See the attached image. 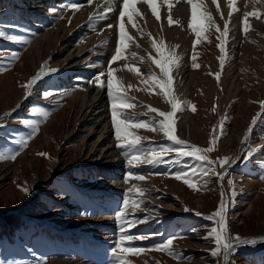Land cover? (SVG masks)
Wrapping results in <instances>:
<instances>
[{
	"label": "rangeland",
	"instance_id": "1",
	"mask_svg": "<svg viewBox=\"0 0 264 264\" xmlns=\"http://www.w3.org/2000/svg\"><path fill=\"white\" fill-rule=\"evenodd\" d=\"M113 1L114 16L111 13L106 22L95 20L93 27L91 22L94 20L90 22L89 16L104 5L105 0L100 3L94 0L90 5L87 0H0V123L6 124L0 129V151H19L15 160L0 162V218L13 215L26 222L15 230L20 239L4 240L7 248L8 245L13 248L11 251L0 250V264H40L41 261L45 264L60 261L67 264H111L110 250L118 237L114 213L122 201V194L134 186L147 191L143 195H131L132 200L144 202L132 214L148 219L130 231L147 234L149 239L131 243L147 247L175 234L180 238L174 240L173 248L183 254V259L178 262L166 253L148 250L139 255L130 254L127 257L129 264H222V255L215 258L210 255L214 240L206 239L216 225L203 219L211 215L222 200L227 207L230 235L242 241H257L255 245H239L237 249L240 251L230 255V264H264V250H256L260 246L264 248V180L260 179L264 175V120L255 125L247 144H242L252 118L261 112L260 104L264 101V21L249 17L250 30L247 33L242 31V21L246 12L258 11L264 16V0L255 3L253 0H236L234 7L237 10L231 18L227 0H216L215 4L213 0H199L220 31L225 21H229L227 59L223 70L218 59L216 29L206 32L205 39L193 49L195 37L188 28L190 6L186 0H171L172 10L179 2L183 7L182 12L185 13H182L179 25H187L185 29L181 30L175 23L163 25V20L157 21L147 5L142 3L135 5L141 16L134 19L145 35L141 36L136 27L124 21L132 42L126 48V58L115 62L112 68L115 69L113 78L119 81L136 105L124 110L126 116L137 122L149 121L159 119L155 113L148 112L149 107L165 112L171 110L163 97L157 95V90L147 88L143 79L128 71L127 66L135 65L145 77L149 73L155 74L159 69L148 59L150 55L156 57L149 37L153 39L158 28L157 32L162 30L159 33L167 35H164L166 38L182 31L190 41L187 43L185 39L186 46L192 43L186 57V73L178 78L176 73L173 74L176 78L173 86H180L179 78L182 84L184 81L190 85L183 101L194 106L195 111L185 106L176 114L174 134L178 139L203 149L209 147L214 136L220 135V123L224 120L223 138L208 154L209 159L227 157L231 161L237 156L242 157L248 148L259 150L247 163L240 158L224 180H219L216 175L197 174L195 178L200 183L196 191L168 175H161L184 168L186 165L183 163L138 166L134 171L144 174V180L124 183L123 176L129 165L116 147L107 90L103 97L108 108L111 139L105 146H114L115 157L102 158L99 151V155L94 153L91 156L92 144L98 136H89L90 127L95 124L92 113L88 118L89 113L84 111L83 100L88 97L84 95V86L92 84L89 81L98 73L99 67L108 70V61L114 54L120 0ZM71 3L80 4L81 8L78 11L64 10L62 19L56 18L59 12L49 11L65 8ZM164 10L169 14L165 5ZM164 10L160 14L162 17ZM109 23L114 25L113 29L105 28ZM13 36L29 43L14 42L11 40ZM62 36L65 39L72 36V43L56 58L50 54V49L53 45L59 46ZM105 41L108 42L106 45ZM80 50L81 57L73 62L80 60L81 65L96 69L86 80L78 75L81 71L71 70V59L61 64ZM13 52L18 53L15 60H12ZM194 53L198 68L192 67ZM45 61L49 62V70L58 69L49 76L54 80H42L25 100L22 85L40 70ZM124 71L133 78V83L126 81ZM218 71L221 72L219 83L215 79ZM44 92L50 95L44 97ZM139 95L144 101L137 99ZM17 105L21 106L17 108ZM33 107L36 112L31 111ZM8 112L11 116L5 117ZM43 112L50 113L46 120L41 115ZM26 119L38 121L39 131L21 150L18 142L27 138L31 131L23 125ZM132 131L144 138L141 141L143 145L170 144L161 133L144 129ZM169 156L174 158L175 154ZM116 158H120L119 162ZM91 161L95 167L92 170L86 167ZM189 163L199 167L195 161L189 160ZM227 167L216 166V171L220 173ZM228 179L233 181V185L227 183ZM24 187L29 189L30 195L25 196L20 191ZM184 208L190 211L185 212ZM196 212L201 216H196Z\"/></svg>",
	"mask_w": 264,
	"mask_h": 264
},
{
	"label": "snow or ice",
	"instance_id": "2",
	"mask_svg": "<svg viewBox=\"0 0 264 264\" xmlns=\"http://www.w3.org/2000/svg\"><path fill=\"white\" fill-rule=\"evenodd\" d=\"M257 2V0H253V3ZM87 3L92 4V0H87ZM146 4L150 9L151 14L157 21L160 20L159 14V4L163 3L171 12L173 7L171 0H120L119 2V10H118V26H116V42L114 48V54L110 57L108 61V70L107 73L105 71H100L94 74V78L89 81V83H93L96 87L100 89L106 88V94L110 104L111 111V126L114 131V139L116 141V147L121 151V155L129 165L128 171L123 176L124 183H129L131 180L143 181L144 174H138L135 169L141 165H149V166H157L160 164H165L166 162L175 163V164H185L184 168L176 170L174 173L169 171L167 173H161V175H168L174 178L177 181L183 182L189 189L194 191L198 190L197 185L200 183L198 179L195 177L200 176H212L216 175L219 180H224L227 178V175L230 174L229 169L235 166L239 159L242 158L245 163L252 159L254 152L259 151L248 148L247 151L244 152L242 157L237 158L236 160H231L227 157L212 160L208 158V154L212 153L214 147L217 144L219 139L223 138V125L224 120H221L220 123V135L214 136L209 141V147L199 148L193 145L188 144L187 142L178 139L174 134V125L176 124V114L182 112L187 106L189 110L195 111L194 106H191L187 101H180L179 98L173 95V82L174 77L172 72L179 66V61L181 57L176 53L175 47L168 48L163 40L159 42L151 39L149 37L152 49L156 53V57L149 56L148 59L151 61L153 65L157 69H159L160 75L157 76L155 74L149 73L146 77L144 74L139 71V69L135 65H128V71L134 73L137 77H141L147 88L157 90V95L163 97L165 102L170 105V111H159L154 107H149L148 112L155 113V117L159 119L153 118L149 121H135L134 118L128 117L124 114L125 109H131L136 107V105L132 102V100L126 95L125 90L121 87L119 81H116L113 78V73L115 71L112 68V65L125 59V52L128 45L132 42V38L126 33L125 23L126 20L128 24L137 28V31L140 32L141 36L145 35V33L136 25L135 17L141 16V13L137 10L135 5L137 4ZM186 3L190 6V18L188 21V28L194 35L195 39L193 41L192 47L196 48V45L205 39V33L211 29H216L218 32L217 40L219 43L216 45L220 52L219 64L221 70L224 69L227 52L226 45L229 42V21H225L223 25V30L220 31L213 17L207 13V11L202 7L199 0H186ZM213 3H216V0H213ZM229 7V17L233 16V13L237 10L234 5L236 0H227ZM81 8L80 4L71 3L65 6L62 9H50V12L60 14L56 17L57 19L63 18L64 10H73L78 11ZM217 11H219V7H217ZM113 9L108 7L107 4L99 6L96 12L89 16V21L97 20L103 21L108 18V14L112 13ZM249 17H255L257 19H261L264 21V16L258 11L246 12L244 13L243 21H242V31L247 33L250 30V25L248 23ZM173 23L179 25L180 21H173L171 15L168 17V24L171 26ZM9 27H16L15 25H10ZM114 25L109 23L105 25L106 29H113ZM11 40L17 43L28 44L29 41L22 40L18 37H11ZM108 42L105 41L106 45ZM18 58V53H12V60ZM193 63V68H198L199 65L196 63V55L195 53L191 57ZM48 61H45L44 64L41 65L40 70L30 78L24 85H22L24 89V99L27 100L38 87L39 83L46 78L47 76L54 74L58 71V69H48ZM87 66V65H86ZM107 76L106 80H103L102 77ZM215 79L219 83L221 79V72L215 73ZM49 92H44L43 96H49ZM21 105H17L19 108ZM261 112L254 116L251 120V123L244 134V140L242 144H247V141L250 138V135L254 131L255 125L260 120H264V101L260 104ZM32 112H36V108L33 107L31 109ZM213 111H215V105L213 106ZM43 118L46 120L50 113L43 112L41 114ZM11 112L5 113V117H10ZM23 125L30 128L29 136L19 141V147L22 150L27 146L29 140L35 136L39 131V122L34 120L26 119L23 121ZM6 127V124L0 123V129ZM133 129H144L152 132L161 133L170 144L167 145H143L141 143L142 137H139L134 134ZM174 153V158L169 156V154ZM19 155V151H14L12 153H7L4 151H0V162L4 160H15L16 156ZM39 155L46 156L45 153H39ZM167 157V160H166ZM188 158V159H185ZM189 160L197 162L199 167H195L189 163ZM264 163V162H262ZM224 174H219L216 171V166L224 167ZM191 169V171H189ZM261 180H264V175L260 176ZM207 181H205V184ZM227 183L231 186L233 185V181L231 179L227 180ZM20 191L23 192L25 196L30 195V191L27 187L21 188ZM146 189L140 187H133L129 189L127 192L122 194V201L118 204L117 211L114 213L115 222L117 225L118 237L114 240V246L111 248V264H129L127 257L132 255H139L148 250L160 251L162 253H166L168 256L175 258L178 262L182 261L183 254L177 252L173 248L174 240L180 238L177 235L173 234L167 237L165 240L160 243L150 245L147 247H141L134 245L133 241H142L149 239L147 234H136L132 233L130 229L135 227L139 223H145L148 219L147 217H137L134 213L136 209L141 208L143 205L142 200H132L130 197L132 194L135 195H143ZM131 210V213L130 211ZM185 212L190 211L188 208H184ZM196 216H201V213L196 212ZM227 207L225 202L222 200L218 205L217 209L211 213V215L204 216L203 219L214 222L215 227H212L210 232L208 233V237L206 239L211 238L215 242V246L213 250H211L210 255L212 257H223V264H230V255L233 254L237 247L241 244L247 245H255L257 243L256 240H247L242 241L239 237H232L228 230L227 224ZM195 231V229H193ZM40 264H45V262L41 261Z\"/></svg>",
	"mask_w": 264,
	"mask_h": 264
},
{
	"label": "bare ground",
	"instance_id": "3",
	"mask_svg": "<svg viewBox=\"0 0 264 264\" xmlns=\"http://www.w3.org/2000/svg\"><path fill=\"white\" fill-rule=\"evenodd\" d=\"M96 1V0H95ZM106 2L104 3V5L105 4H107V6L108 7H111L112 8V6H113V4H114V1L113 0H105ZM93 2H94V0L92 1V4H93ZM100 2H103V0H98V3H100ZM178 2V1H177ZM180 3V2H179ZM179 3L178 4H176V6H174L175 8H173V10L171 11V12H169V14L168 13H166V12H168V11H166V10H164V4L163 3H160L159 4V14H161V11L162 10H164L165 11V13H163V17L162 16H160V20H163L162 22H163V25H169L168 24V17H169V15H171V17H172V19H173V21H177V20H179L180 19V17H181V15H182V9H183V7L181 8V6L179 5ZM96 5V4H95ZM95 5H92V6H95ZM187 7V6H186ZM85 8V7H84ZM84 12V11H83ZM185 13V12H184ZM183 13V14H184ZM112 15H113V13H112ZM111 16V13H109L108 14V18L107 19H109V17ZM114 16V15H113ZM184 16V15H183ZM118 17V16H117ZM185 17V16H184ZM188 17V16H187ZM84 19H85V16L83 17ZM114 18H116V16L114 17ZM105 20V22L106 21H108V20ZM183 19V18H182ZM180 21V20H179ZM119 22V21H118ZM151 22V21H150ZM92 23V26H93V24L95 23V20L93 21V22H91ZM86 24H88V23H86ZM155 24V23H154ZM162 24V23H161ZM84 25V24H83ZM89 25V24H88ZM91 25V24H90ZM89 25V26H90ZM163 25H162V27H163ZM129 26H131L132 27V25H130L129 24ZM155 26V25H154ZM159 26V25H158ZM157 26V27H158ZM182 26V24L181 25H179V27L181 28V30L182 29H185L186 28V26L187 25H185L184 27H181ZM94 27V26H93ZM157 27H155L156 29H157ZM154 28V29H155ZM176 28V27H175ZM159 29V28H158ZM157 29V30H158ZM162 29V28H161ZM179 29V28H178ZM177 29V30H178ZM157 30L156 31H154V37H153V40H155V41H157V42H159L160 40H163L164 41V43H165V45L168 47V48H173V47H175V50H176V53L181 57V60L179 61V66L176 68V69H174V71L172 72V75L173 74H175L176 73V78H178L180 75H181V77H183L184 75H185V73H186V70H187V60H186V57H187V54L189 53V51H190V49H191V43L193 42V40H192V42L190 43V45L189 46H186L187 44H186V41H187V39H186V34L184 35V33H182V31L180 32H178V33H175L176 34V36H173V37H171V38H166L165 36H167V35H161L160 33L162 32V30H161V32L159 33V32H157ZM168 30V29H167ZM86 31V30H85ZM163 31H165V30H163ZM175 31V30H174ZM185 31V30H184ZM152 32V31H151ZM187 33V32H186ZM190 33V32H189ZM68 34V33H67ZM152 34V33H151ZM188 34V33H187ZM174 35V34H173ZM64 36V35H63ZM61 37L60 39V43H59V46H57L56 47V45H53L52 47H51V52H50V54H52L54 57H56V58H58V56L59 55H61L62 54V52L64 51V49H66V48H68L69 47V43H72L71 41V39H70V37L72 38V36H70L69 38H67V39H65V37ZM114 37V36H113ZM188 38V37H187ZM189 38H191L190 37V35H189ZM65 39V40H64ZM185 39H186V41H185ZM97 40V39H96ZM190 40V39H189ZM185 41V42H184ZM188 42H190V41H187V43ZM89 44H91V43H89ZM84 52H85V50H83ZM82 51L80 50L79 52H77V53H73L72 55H69L66 59H64L63 61H62V65H63V63H67V61L69 60V59H71V62H72V64L73 65H71L70 67H72V69L71 70H77V71H81L80 73L81 74H78L79 76H83L84 78H85V80H86V78L88 79V78H90V77H92L93 76V73H94V71L96 70V69H94V67L92 68H88L87 66L85 67V66H83V65H81V63H82V61H77L81 56H80V53H81ZM39 53V52H38ZM40 54H41V52H40ZM92 58V57H91ZM75 59H77L75 62H73V60H75ZM96 61V60H95ZM92 63V62H91ZM68 64H70V63H68ZM90 64V63H89ZM83 66V67H82ZM99 67V66H98ZM100 71H102V68L101 67H99V71L98 72H100ZM103 71H105V73L107 72L106 70H103ZM96 72V71H95ZM156 72V71H155ZM154 72V73H155ZM125 74V75H124ZM124 76H126V81H129V83H133L134 81H133V78L128 74V72H126V71H124ZM52 75V74H51ZM51 75H49V76H51ZM155 75H157V76H159L160 75V73H159V71H157L156 73H155ZM49 76H47L46 78H44L45 80H54V78H52V77H49ZM28 78V77H27ZM176 78L174 77V79L176 80ZM43 79V80H44ZM102 79L103 80H106V75H105V77H102ZM29 79H26V82L28 81ZM179 80H180V82H179V87L178 86H173V95H175V96H177L178 98H179V100L180 101H183V99H184V97H185V94L186 93H188L189 92V90H190V85L189 84H186V82H184L183 81V84L181 83V79L179 78ZM131 86H133V85H131ZM105 90H106V88L104 89V91H103V93H102V89H98V87H96L93 83L92 84H89L88 86H84V95H87L88 97H87V99L86 100H83V103H84V111L85 112H87V113H89V115H88V118H91L92 117V115L94 116V126H91L90 127V131H89V136H90V138H92L93 136H98V138H97V140L92 144V149H93V151H92V153H91V156L94 154V153H97L98 155H99V153H98V151L99 152H101V157L103 158H105V159H114V157H115V154H114V152H113V145H110L109 144V146H105L107 143H108V141H110V139H111V136H110V133H111V126H110V123H109V120H108V117L109 116H107L108 115V108H107V106H106V102H105V99L106 98H104L103 96H104V94H105ZM91 95V96H90ZM107 97V96H106ZM137 99H139L140 101H144V98L142 97V96H137ZM92 113V115H90ZM88 121H91V119L90 120H88ZM90 124H92V122H90ZM240 152V151H239ZM107 157V158H106ZM237 158H238V156H237ZM117 159V158H116ZM119 160H120V158H118L117 159V162H119ZM113 162V161H112ZM93 161H91V163H89L86 167L88 168V169H94L95 167H94V165H93ZM115 164H116V162H115ZM98 169V168H97ZM232 169V167L229 169V171ZM223 171H225L224 169H223ZM221 174H224V172L223 173H221ZM257 251H263L264 250V248L262 247V246H260V248H258V249H256ZM236 251H240V250H236ZM221 262H222V264H223V257H222V260H221ZM56 264H67V262H65V261H63V262H58V263H56Z\"/></svg>",
	"mask_w": 264,
	"mask_h": 264
},
{
	"label": "trees",
	"instance_id": "4",
	"mask_svg": "<svg viewBox=\"0 0 264 264\" xmlns=\"http://www.w3.org/2000/svg\"><path fill=\"white\" fill-rule=\"evenodd\" d=\"M9 217L0 218V244H2L0 246V250L2 251L12 250L13 247L8 245L7 248V244H5L4 240L11 241L12 239H20L21 237L15 233V230L26 223L22 221L21 217H16L13 215H9Z\"/></svg>",
	"mask_w": 264,
	"mask_h": 264
},
{
	"label": "water",
	"instance_id": "5",
	"mask_svg": "<svg viewBox=\"0 0 264 264\" xmlns=\"http://www.w3.org/2000/svg\"><path fill=\"white\" fill-rule=\"evenodd\" d=\"M223 171V169L221 170V172ZM221 172L219 174H221Z\"/></svg>",
	"mask_w": 264,
	"mask_h": 264
}]
</instances>
